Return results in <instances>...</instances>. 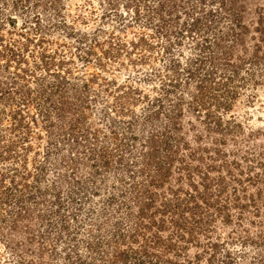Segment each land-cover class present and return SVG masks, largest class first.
Returning <instances> with one entry per match:
<instances>
[{"label":"rangeland","instance_id":"374dc122","mask_svg":"<svg viewBox=\"0 0 264 264\" xmlns=\"http://www.w3.org/2000/svg\"><path fill=\"white\" fill-rule=\"evenodd\" d=\"M241 1L0 0V264H264V0Z\"/></svg>","mask_w":264,"mask_h":264},{"label":"trees","instance_id":"16d2710c","mask_svg":"<svg viewBox=\"0 0 264 264\" xmlns=\"http://www.w3.org/2000/svg\"><path fill=\"white\" fill-rule=\"evenodd\" d=\"M230 2H232V5L230 6V8H229V10H231V11H233L235 14H237V15H239V12H242L243 11V8H244V10L246 9L245 8V4L243 3H241L242 1L241 0H230ZM240 18H236V20L237 21H239V25L240 26H243L244 28H245V25H244V23L242 22V20L240 21V19L242 18V16H239ZM259 20H260V24L262 25L263 23H264V13H263V11H262V7H261V13H260V15H259ZM236 22V21H235ZM261 30V32L262 33H264V25L263 26H261V27H259L258 28V30ZM258 47H261V45H258ZM232 58V57H231ZM226 61L228 62V64H227V66L226 67H228V66H231V67H234L233 69H235V71L236 70H239V68H241V66H242V63H240L239 65L237 64V61H231L230 60V57L229 58H227L226 59ZM25 100V99H24ZM152 155V154H151ZM220 178V177H219ZM218 181L220 182V183H223L224 182V178H221V179H218ZM209 182H211V181H209ZM241 183H243V180L242 181H240ZM160 184V183H159ZM212 184V183H211ZM208 185V183H206V189H207V192H205V193H203V196H201L202 197V199H203V201H205V202H207V204L208 205H211L212 203L211 202H209V196H208V193L211 191V188H212V186L210 185V183H209V186H207ZM195 187L196 188H198V186L195 184ZM156 195L155 194H150V197H151V201H154V200H156V199H158V197H155ZM190 196L191 197H193V195L190 193ZM2 197H0V199H1ZM5 198V200H7L8 198H6V197H4ZM237 199H239L240 201L242 200L241 198H238L237 197ZM252 200H255V198H251ZM19 201H21L20 199H19ZM155 202V201H154ZM166 203V206L168 207L169 206V208H172V206H170V204L168 203V202H165ZM245 205H248L247 203L245 204ZM177 207V209H179V206H176ZM174 208V207H173ZM158 210V212H159V210H161V209H157ZM165 211V210H164ZM146 211H145V209H143V211H142V213L144 214ZM153 216V219H151V220H153V221H151V224H149L150 226L149 227H152L153 225H156L157 224V233L155 234V243L156 242H158V243H162V242H165L166 240L164 239V237L161 235V230L163 229V228H166V225H165V223L164 222H160V221H157L158 219H154L156 216H155V213L153 214V215H151V217ZM150 217V218H151ZM176 230H178V234H180L182 237H186V235H187V233H189V234H192V230L191 231H189L187 228V226H183V223L180 221V219H176ZM145 226H148V223L145 225ZM184 229H187V230H184ZM189 229H190V227H189ZM144 232H142V234H146V231L145 230H143ZM180 231L182 232V231H185L184 233H180ZM186 231H187V233H186ZM140 232H138V233H136L135 232V236H134V238L135 239H139V237H140ZM139 235V236H138ZM177 235V234H176ZM173 237V236H172ZM168 245H169V247H173L174 245H175V243H173L171 240H170V242L168 243ZM211 245H212V247H215V246H217V243H211ZM146 246V244L144 245V247ZM174 248V247H173ZM129 255V252L127 253V252H125V251H121V253L118 255V257L120 258V257H129L128 256ZM153 260V258L152 259H150V261H149V263H151V264H157V263H155V262H153L152 261Z\"/></svg>","mask_w":264,"mask_h":264}]
</instances>
